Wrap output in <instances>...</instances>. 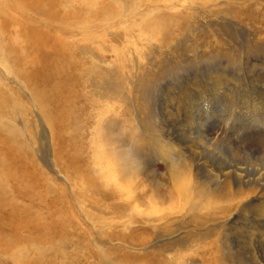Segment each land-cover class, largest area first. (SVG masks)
Wrapping results in <instances>:
<instances>
[{"label": "rangeland", "instance_id": "374dc122", "mask_svg": "<svg viewBox=\"0 0 264 264\" xmlns=\"http://www.w3.org/2000/svg\"><path fill=\"white\" fill-rule=\"evenodd\" d=\"M7 1L0 0V8L5 5L9 7L11 2ZM20 1L32 10L41 6L50 12L55 21V30L48 31L37 16L22 19L11 10L0 14L3 17L0 19H7L11 23L6 31L8 34L0 33V42L6 54L10 51L8 46H12L16 52L11 50L7 54L9 73L4 72L0 65L1 236L16 235L21 246L24 245L31 264H221L219 260L225 252L221 246L223 223L200 226L185 216L182 221L186 223L177 220L167 235L160 222L151 223L153 226L145 224L144 217L135 210L114 209L113 204H119L120 200H105L104 194L111 190L101 187L104 181L95 173L94 146L90 143L96 113L89 82L93 75L92 57L81 47L84 44L98 46L88 40L97 38L96 41H103L108 49L107 52L97 49L98 54H103H99L103 66L118 67L120 63L113 62L118 55L122 56V61L125 60L121 70L127 88L124 91L126 99L124 102L115 101L112 105L118 113V121L127 122L124 127L129 128L128 132L149 129L153 135L145 136L146 142L151 140L150 143L164 144V139L174 142V135L168 134V129L184 127L185 116L183 111L178 115L173 110L175 115L168 117L166 110H171V107L164 108L165 104L170 105L168 99L175 89L171 84H182L186 78L185 81L194 78L205 82L208 74L219 69V75L227 82L233 81L240 86L246 77L244 68L248 62L264 63V0ZM120 17L125 23L118 26ZM2 22L0 20V25ZM62 29L72 30L73 35L77 36H69ZM113 31L121 36L125 32H132L136 38L129 36L128 41L119 45L114 40L109 41ZM137 37L143 47L135 44ZM43 38H48L45 46L39 51L34 49V40ZM81 39L82 42L78 41ZM128 49H136L132 51L135 57ZM17 53L28 56L26 63H17ZM257 72L264 77V65L258 66L254 74ZM128 88L131 89L128 91ZM146 88L153 92L154 100L145 99L142 92ZM240 89L227 88L223 84L221 92L222 95L237 97ZM222 99L214 98L211 94L205 97L211 105H205L206 109L201 108V111L192 110V131L185 136L193 138L206 157L200 169L202 174L207 173L210 163L214 166L210 169H219L223 160L235 164L241 160L248 162L249 166H258L256 156L242 150L246 148L245 144L239 146L240 150L235 142H231L233 138L219 140L221 135L217 136L215 129L206 133L217 122L211 121L213 115L222 114V111L226 112L225 116L231 113L230 108H223ZM194 114H198L196 118ZM152 116L156 118L154 124L147 120ZM219 118V123L225 121L224 116ZM215 132L219 139L216 136L214 139ZM209 135L213 137L208 138ZM225 139L229 140L226 141L228 143ZM206 142L209 143L208 147ZM174 144H178L175 145L177 148L185 146L176 139ZM209 145L214 150L210 159L206 156L207 151L203 150ZM191 148L198 149L194 146ZM146 164V168L151 169L147 168L140 177L150 178L147 173L152 171L155 179L163 183V190L169 189L170 181L164 164L157 157ZM203 204L202 211L205 209L204 213L208 214L210 205ZM11 208L16 211L13 222ZM219 219L222 221L225 217L221 215ZM208 221L205 225L209 224ZM193 226L195 229L199 227L195 230ZM199 238L200 241L197 240ZM231 246L233 249L230 251H234L235 246ZM7 255L0 254V264H11Z\"/></svg>", "mask_w": 264, "mask_h": 264}, {"label": "bare ground", "instance_id": "6f19581e", "mask_svg": "<svg viewBox=\"0 0 264 264\" xmlns=\"http://www.w3.org/2000/svg\"><path fill=\"white\" fill-rule=\"evenodd\" d=\"M7 2H11L10 6H2L0 8V14L4 15V13L6 14V10H11L18 16V18L22 17V19L23 17L32 18L33 16H37L42 19V22L45 23L44 27L47 28L48 31L55 30V21L52 20L51 13L48 12L44 7L43 8L45 10L42 9L41 6H37L34 8V10H32V8H30L29 6L23 5L22 1L20 0H10V2ZM142 17L147 18L144 15ZM142 17L139 19H142ZM0 18L3 17L0 16ZM0 20H3L0 25V33L6 32L11 26V23H9L7 19ZM123 23H125V20L120 17L118 21V26ZM58 28H60V26ZM62 31L64 33L69 34V36H77L76 34L73 35L74 31L72 30L62 29ZM16 33L17 31H15V34ZM18 34L19 37H21V34ZM110 35L111 38L109 39V41L112 42V40H114L115 42L119 43V45L126 40L128 41L129 36H133L134 39L136 38V35H132V32L129 34L125 32L121 36L120 33L113 31L110 33ZM29 37L32 36L29 35ZM138 38L139 37H137V39L135 40V44L143 47L144 45L142 43L140 44L139 40L140 38H142L141 34L140 38ZM43 39L44 40H34V42L32 43V47L39 51L43 46H45L46 40L48 38L46 40L45 38ZM96 39L91 37L88 40L91 44H96L98 46L92 47L86 46L84 44L81 49L83 50V52L87 53L92 57L91 74L93 75L89 79V82L92 87V92L90 91V94L93 95L91 100L95 99L92 102H94L93 105L94 108H96V113L93 116L94 124L91 127L93 135L91 134L92 140L90 143L94 146L92 155L94 156L93 161L95 173L98 174L100 180L104 181L103 183L101 182L102 185L104 184V186L101 185V187H103V189L105 187H109V189L111 190L109 191L110 193H105L106 195L104 194L105 200H120L119 204H113L114 209L118 211L135 210L137 211L136 213L144 217L145 224H150L151 226H153V222H160L163 226L162 230L167 235H169L171 232V226L176 225L175 223H177V220L181 223V221L185 219V216L186 219L188 218L190 221H193V223H199L200 226H208L210 224L223 223L221 230L222 236H218H221V246L223 249H225V252L222 253V255L220 254L221 257L218 256L220 257V263L264 264V77L262 76V74L261 76H259L258 72L257 74H254L256 69H258V66H263L264 63L261 62L259 64H256V61H254V63L251 64L248 62L246 67L244 68L246 71V77H244V79L241 81L240 86H237V83H233L232 80V82H227L224 77L219 75L221 72L219 69L215 72L216 74L214 72L213 74H208V80L205 82H200L198 79L194 78L192 80L185 81L187 79L186 78L185 80H183L184 82L182 81V84H178L179 86L176 84H171L173 88L175 87V89L173 90L171 97H169V99L167 98L170 101V105L165 104L166 107L164 108H167L168 106L171 107V110H166L168 117H172L173 115H175L173 110L178 115L181 111H183L185 116V125H182L184 127H170L167 132L168 134L170 133L171 135H174V138L176 140H180L183 143V146L185 145L184 148H177L175 147V145L178 146V144H174L175 139L174 142L171 140L164 139V144H161L160 141V144L150 143L152 142L151 140L150 142H146L145 136L147 137V135H153L149 129H140V132L134 131V133L130 131L128 132L129 128L126 129L124 127L127 122L125 120L121 122L118 121V113L114 110L112 104H115V101L122 100L124 102L126 99L124 91L127 90V88L125 87V79L123 80V72L121 70V66L125 62V60L122 61V56L116 55L117 57L114 58L113 62L118 61L121 64H119L120 66L118 65V67H109V65L106 64L105 66H103V63L101 64V56L103 54L99 53L101 55L100 56L97 52V49H101L102 51L104 50L106 52L108 49L106 50V47L102 43L103 41L99 42L96 41ZM23 40H25V38ZM78 41L82 42L83 39ZM136 45L134 46L137 47ZM8 49L10 51H14V49H12V46H8ZM10 51L7 52V54L10 53ZM128 51L131 52L130 54H132L133 56L135 53H132V51L134 52L136 51V49H133L132 51L128 49ZM14 53L16 52L14 51ZM7 54L6 49L0 42V65L4 69V72L9 73ZM17 54V63H26V60H28V56L21 55L19 53ZM28 63L32 64L34 63V61H29ZM21 76H19V79H22ZM87 78H89V76ZM223 84H226L227 88H233L234 90H236L239 87L242 88V90L240 89L241 92L237 95V97L234 95H222L223 92L221 91ZM169 87L171 88V86L168 85V88ZM130 89L128 88V91ZM250 89L252 90L250 91ZM142 93H144L146 100H149L151 98L153 99V92L149 91V88H146ZM209 94L213 95L214 98L222 97L223 99L220 101H223L224 103L223 108H230L231 113L229 112V110L228 112L230 114L226 116L225 111H222V114L213 115L211 121H217L215 124L219 123L218 120H220V116L221 118L222 116H224L225 121L221 120L224 122L219 123L220 125L218 124V126H215L214 124V128L209 127L206 133H208V131L210 133L212 129H215V131L218 132V135L215 132L214 139L216 135H221L219 137L220 139L216 136L219 140L223 138H233L231 142H235L234 144L238 146V149L244 146L242 144H245L246 148L243 147L242 150L254 154L256 156L254 158H256L258 161V166H249L250 164L247 165L248 162L245 163L241 161V157L238 156L240 161H238V163L236 164L223 160L224 163L223 165H220L219 169L215 171L212 170V168L210 169L211 166L214 168L212 163H210L211 165L209 169H207L206 174H202L200 172V169H202V165L205 163L204 158L206 157L198 148L199 144L194 143L195 141L193 138L189 139V137L185 136L187 132L190 133V131H192V110L201 111V108L206 109V107L211 105L210 100H205V97H207ZM38 96L39 95H37V97ZM99 99L100 101L102 100L101 103L100 101H98ZM195 115L198 114H194V117ZM154 116L156 115L154 114ZM155 119L156 118L153 116L151 118H147L150 124H154ZM161 131L158 130V132ZM162 134H164V132ZM198 136L200 139H202V135L200 136L199 134ZM209 137L210 135L208 136V138ZM211 137H213V135ZM166 138H168V136ZM155 140L153 141L155 142ZM227 140L225 139L224 141L226 142ZM205 141H207V139ZM208 144L209 143H207L206 147H208ZM201 145L203 146V144H200V146ZM191 146L197 147L200 151H197L198 149L195 150L194 148H191ZM210 146L211 145H209V148H203L205 152L207 151L206 156L208 155L209 159L212 154H214V150L210 149ZM213 149L215 148L213 147ZM239 155L241 154L239 153ZM153 157H157L159 161L164 164L165 167H163L167 170V175L170 181V185L168 187L170 188L166 191L163 190V183H160L161 181L155 179V173L153 174L152 171H149L147 173L150 178H148L147 176L140 177L141 173H143L148 168H146V163H148V161ZM214 162L216 163V161ZM1 180L2 179H0V182H2ZM94 183L96 182L94 181ZM98 188L102 189L100 187ZM96 190L98 191V189ZM0 193L3 194V191ZM203 202L210 205L208 206L210 207L208 214L204 213L205 209L204 212L202 211V207L205 206ZM197 212L199 214H196ZM10 214L9 215L11 216L13 222V220H15L16 218V216H14V214H16V211L11 208ZM221 215L224 216L225 219L219 221V217ZM209 219H211L210 223L208 221ZM207 221L209 224L205 225V222ZM184 223H186V221ZM198 227L196 229H198ZM193 228L195 229L194 226ZM204 228L205 227H203V229ZM12 229L13 227H11V230ZM197 233L199 234V232ZM205 237H207V235ZM197 240L200 241L201 239L199 238ZM232 244L235 246L234 251H230V249H233V246H231ZM192 247L191 249H189L192 250ZM195 248L197 249V246H195ZM26 252L28 251L26 250ZM5 253L8 254L7 256L9 257L8 259L11 261V264H31V261L28 259V255H26L24 251V245L21 246V242L18 238H16V235L13 234V236L3 237L1 236L0 232V254L3 255Z\"/></svg>", "mask_w": 264, "mask_h": 264}]
</instances>
